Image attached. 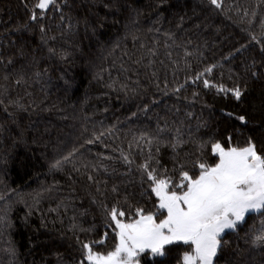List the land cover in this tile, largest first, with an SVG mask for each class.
<instances>
[{"label": "trees", "instance_id": "trees-1", "mask_svg": "<svg viewBox=\"0 0 264 264\" xmlns=\"http://www.w3.org/2000/svg\"><path fill=\"white\" fill-rule=\"evenodd\" d=\"M37 3L0 0V264H81L101 240L107 254L112 207L161 218L145 163L176 181L217 162L214 142L264 154V0ZM262 230L249 213L214 264H264Z\"/></svg>", "mask_w": 264, "mask_h": 264}, {"label": "snow or ice", "instance_id": "snow-or-ice-1", "mask_svg": "<svg viewBox=\"0 0 264 264\" xmlns=\"http://www.w3.org/2000/svg\"><path fill=\"white\" fill-rule=\"evenodd\" d=\"M54 3L55 0H38L36 8L47 11ZM211 3L221 7V0ZM31 19H37L35 12ZM204 84L209 86L207 80ZM241 95L239 89L234 90L236 99ZM210 147L217 162L213 165L198 162L195 175L181 166L176 181L170 176H158L156 169H150L147 163L142 165L151 181V191L158 198L161 218L157 212L137 208L133 216L125 219V211L112 207L108 214L118 239L114 250L107 254L93 251V243L103 240L84 243L86 261L81 264H139L137 257L141 253L150 250L163 255L165 246L177 242L191 247L183 256V264H214L225 230L235 229L248 213L264 210V154L251 141L244 147L230 143L225 147L220 142ZM255 242L264 244V230L255 237Z\"/></svg>", "mask_w": 264, "mask_h": 264}, {"label": "rangeland", "instance_id": "rangeland-1", "mask_svg": "<svg viewBox=\"0 0 264 264\" xmlns=\"http://www.w3.org/2000/svg\"><path fill=\"white\" fill-rule=\"evenodd\" d=\"M252 212L257 213L256 211H252ZM252 212H250V213H252ZM248 214H249V213H248ZM248 214H247V215H248ZM247 215H246V216H247ZM245 218H246V217H245ZM238 225H239V224H238ZM238 225H237V226H238ZM235 229H236V228H235ZM235 229H227V230H225V232L222 234V236H223L226 232H228V231H232V230H235ZM222 236H221V237H222ZM177 243H182V242H177ZM174 244H176V243H174ZM167 246H168V245H167ZM165 247H166V246H165ZM148 251L151 252L150 250H148ZM148 251H145V252H148ZM145 252H143V253H145ZM143 253H141V254H143ZM141 254H140V255H141ZM152 254H153V253H152ZM140 255L137 257V259L139 260V264H141L140 259H139V258H140ZM153 255H157V254H153Z\"/></svg>", "mask_w": 264, "mask_h": 264}]
</instances>
